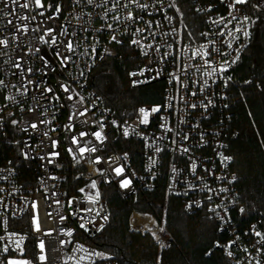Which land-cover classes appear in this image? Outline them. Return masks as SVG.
I'll return each mask as SVG.
<instances>
[{"label": "built area", "instance_id": "2783aa9c", "mask_svg": "<svg viewBox=\"0 0 264 264\" xmlns=\"http://www.w3.org/2000/svg\"><path fill=\"white\" fill-rule=\"evenodd\" d=\"M177 1L174 0L175 5ZM24 2L20 0V3ZM65 2L58 17L49 20L47 18L54 15L55 8L21 9L11 0H0V9L11 13L8 16L0 13V39L9 40L7 48L0 46L3 53L0 55V80L4 81V85H0V264H7L13 257L28 258L33 264H98L105 256L89 240L111 221V209L104 189L113 187L127 202L138 194H144L146 201L150 202L146 194L159 187L164 171L166 192L180 199L187 213L201 212L216 222L224 238L215 247L223 252L229 264H264V242L255 235V232L264 233V221L248 220L244 212L237 210V172L229 149L230 142L238 138L240 132L234 125L227 86L232 69L253 37V16L246 5L230 9V0H192L194 9L204 16L205 24L198 39L184 41L176 22V6L169 7L173 0H163V3L141 0L149 5L147 10L142 11L134 5L128 8L119 6L109 11L107 16L104 15L105 10L111 8L114 0H109L104 7L95 6L102 0H94L93 5L87 4L86 0H81L78 5L73 0ZM123 3L127 0H121ZM256 3L264 10V0H256ZM129 11L142 19L135 22L125 20ZM230 11L236 19L227 28L213 23L220 17L231 19ZM40 12L44 15H39ZM20 15L36 16V19L21 21ZM113 16L120 17V20H114ZM244 16L250 20L241 23ZM9 20L13 23L9 24ZM24 23L29 25V29L39 27L40 31L16 33L13 24L19 26ZM108 24L112 25L111 29ZM59 26L67 28L68 35L64 37L58 31L54 32L57 44L72 40L76 49L74 53H66L72 56V62L64 69L55 56L56 46L49 48L38 40L47 27ZM237 27L247 31L249 36L237 32ZM138 28L143 31L137 33ZM229 31L232 36L228 35ZM13 35L18 38L12 39ZM113 35L119 43L111 40ZM133 39L152 47L142 49L140 45L131 43ZM125 43L133 47L139 58V64L128 72L129 86L139 88L161 83L163 94L159 103H144L133 116L123 118L102 101L91 79L98 62L105 57L118 56L119 47ZM202 45H207L206 51L210 55L194 57ZM30 47H39L40 53L28 54ZM40 55H45L55 66V72L43 68ZM21 57L20 62L25 69L23 77L18 69L6 63L9 59L15 62ZM205 59L208 64H205ZM221 65L227 70L219 71ZM28 67L33 69L31 73L26 71ZM213 68L217 69L214 73ZM142 71L143 75H140ZM27 79L39 82L40 87L27 85L28 92L22 94L21 84L22 81L26 84ZM60 83L69 85L70 92H64L59 87ZM47 87L53 92H45ZM69 95L73 96L72 100L67 99ZM10 96L15 100H9ZM55 96H59V100ZM33 97H39V102ZM81 97L82 103H77ZM33 106L36 111L30 112L29 108ZM154 107L160 110L150 112L147 124L140 123V109L151 110ZM85 108L90 109L87 114L78 115ZM73 112L77 115L70 120ZM37 115L50 122L32 129L29 121L35 122ZM12 120L17 121L14 127L20 137L21 156L31 164L36 175L33 183L22 182L20 169L14 159L6 155L10 140L8 126ZM69 124L71 128L67 127ZM101 124L103 143L92 135L100 131ZM162 124L172 131H165ZM125 128L128 129L127 136L124 135ZM44 132L48 135L44 136ZM81 132L87 135L81 137ZM185 135L188 137L186 140ZM71 137H76L79 143L72 144ZM53 140L57 141L55 148L51 146ZM84 146H95L98 150L81 156L79 148ZM157 147L162 150L157 152ZM184 148L189 151L183 152ZM51 152L59 153L54 163H48ZM41 156L45 159H40ZM221 156L231 157V160L222 161ZM97 157L100 158L99 163H93ZM193 162L197 165L194 173L191 170ZM116 168H122L123 172L117 175ZM125 179L131 182L127 187H121ZM93 181L96 182L95 188L90 187ZM97 192L99 198L95 202L88 199L89 196L95 198ZM34 215H38L39 232L33 224ZM129 221L133 231L153 234L160 248L174 242L166 224L160 223L161 217L155 209L152 212L133 209ZM82 223L84 228L80 226ZM69 231L71 236L66 234ZM21 237L24 239L18 248L16 242ZM41 240L47 256L43 262L38 259ZM5 248L8 250L4 251ZM101 264L121 263L104 260Z\"/></svg>", "mask_w": 264, "mask_h": 264}, {"label": "trees", "instance_id": "16d2710c", "mask_svg": "<svg viewBox=\"0 0 264 264\" xmlns=\"http://www.w3.org/2000/svg\"><path fill=\"white\" fill-rule=\"evenodd\" d=\"M45 4H65V0H43ZM253 16V37L239 62L232 69L227 86V97L234 113V125L239 136L230 142L237 172L239 202L248 220L264 221V10L256 0L244 4ZM178 28L184 41L199 38L205 19L193 7L192 0H178L175 5ZM179 9V12L176 9ZM191 33V37L188 35ZM139 64L133 47L125 43L116 57H105L93 68L91 83L102 101L118 116L131 117L144 103H159L163 85L154 83L131 88L128 72ZM10 140L6 155L14 159L24 184L33 183L35 173L31 164L21 156L20 137L13 124L8 126ZM133 155V153H132ZM29 178V180H28ZM166 171L159 187L125 201L113 187L104 189L111 209V221L89 242L96 245L105 259L121 264H229L215 244L223 240L216 222L207 215L187 213L180 199L166 192ZM133 209L152 212L164 218L174 242L159 250L148 234H140L130 226Z\"/></svg>", "mask_w": 264, "mask_h": 264}, {"label": "snow or ice", "instance_id": "6c2138e0", "mask_svg": "<svg viewBox=\"0 0 264 264\" xmlns=\"http://www.w3.org/2000/svg\"><path fill=\"white\" fill-rule=\"evenodd\" d=\"M74 4L78 5L81 3V0H73ZM109 2V0H102V3L100 5H95L96 7H104L107 3ZM160 3H163V0H159ZM11 3L13 5H18L19 8L21 9H30V7H36V8H48V9H51L53 6L51 4H48V5H45V3L43 2V0H25L24 3H20V0H11ZM86 3L89 4V5H93L94 4V0H86ZM249 3V0H230V3H229V8L230 9H236V6L237 5H244V4H247ZM129 5H134L136 8L140 9V10H147L149 5L146 4V3H142L141 0H127V3H123L121 4V0H114V2H112V6L111 8H106L105 10V13L104 15L107 16V13L109 11H112L114 9H116L117 7L119 6H123L125 8H128ZM169 7H175V3H174V0L172 3L169 4ZM61 5L60 4H57L55 5V11H54V15L53 16H49L47 19L49 20H52V19H55L58 17L59 13L61 12ZM210 10V9H209ZM177 12H179V9L177 8L176 9ZM0 13H3L4 16H8L10 15L11 13H8V12H3L2 9H0ZM39 15L43 16L44 15V12H40L38 13ZM229 16L231 17V19H228L227 17H220L219 19L217 20H214L213 23L215 24H223L225 28L228 27V24H230L232 22V20H235L236 17L232 15V12L230 11L229 12ZM114 20H117L119 21L120 20V17L118 16H113L112 17ZM19 19L21 21H30V20H35L36 19V16H27V15H20L19 16ZM125 20L127 21H130V22H135L137 19H142V17H137L136 15H134L132 13V11H129L127 16L124 18ZM170 19V18H169ZM250 20V17L248 16H244L241 23H246ZM254 23V21H252ZM9 24H12L13 22L11 20L8 21ZM43 23V22H41ZM107 27L109 29H111L112 25L111 24H108ZM148 27L150 28L151 27V23L149 22L148 23ZM13 28L15 29V32L16 33H22V34H27L29 30H31L32 32H39L40 31V28L39 27H34V28H31L29 29V25L27 23H24L22 25H15L13 24ZM58 31V34L60 36H64L66 37L68 35V31H67V28H64L63 26H59V28H53V27H47L44 32H43V35H40L38 37V40L41 44H46L49 46V48H51L52 46H56V51H55V56L57 58V60L59 61V65L61 67V69H64V68H67L70 64V62H72V56L71 55H68L66 53H74L76 51V49L74 48L73 46V42L72 40H66V41H61L60 44H57V37L56 35H53L54 32H57ZM143 31V29H137L136 32L139 33ZM236 31L237 32H243V35L245 37H248L249 36V33L247 31H244L242 28L240 27H237L236 28ZM224 33H221V35H223ZM72 35H75V32L72 33ZM152 35H155V33H152ZM190 37H191V33L188 34ZM201 35H204V36H207L208 34L207 33H202ZM228 35L229 36H232V32L229 31L228 32ZM46 37H48L46 39ZM18 37H16L15 35H13L12 39H17ZM34 39H36L37 37H33ZM235 39V37H233ZM111 40L113 41H116L117 43H119L120 41L117 40L116 36L113 35L111 37ZM131 43L133 44H136V45H140L141 48H151L152 45L149 44V45H143L141 43V41L139 40H136V39H133L131 41ZM8 44H9V40L8 38H3V39H0V46H3L4 48H7L8 47ZM231 43L228 44V47L231 48ZM207 49V45H202L201 46V50H198L196 53L193 54V56L195 57L196 55H200L202 58L203 57H207L210 55V53L208 51H206ZM157 51L159 50V48L156 49ZM93 52H95V48L92 49ZM107 51V50H106ZM38 54L40 53V48L39 47H35V48H32L30 47L29 48V53L28 54ZM87 53V49H85V54ZM145 55H147V52L145 51L144 52ZM0 55H3L2 52H0ZM40 60L42 62V65H43V68H48L49 71H52V72H55L56 71V68L54 65H51L50 64V61L46 58L45 55H40ZM23 59V57H21L20 59H17L15 62L11 61V59H9L8 61H6V63H10L11 66L15 69H18L19 70V74L21 75V77L24 76L25 74V69L24 67H22V64L20 62V60ZM234 62V61H233ZM25 64H27L28 62L25 61L24 62ZM205 64H208V61L205 59ZM43 68L41 69V71L43 72ZM227 68L226 66L224 65H221L220 68H219V71H226ZM26 71L28 73H31L33 71V69L31 67H28L26 69ZM213 73L217 71L216 68H213L212 69ZM16 73H13V75H15ZM45 75L47 73H44ZM81 75H83V70H81L80 72ZM140 75H143V71L141 73H139ZM132 75H137V73H132ZM174 79H178L177 77L173 76ZM134 83H140V81H134ZM32 84H36V87L39 88L40 87V83L39 82H36V81H33L31 79H27V83L24 84V82L22 81V84H21V87L23 88V93L22 94H26L28 92V87L27 85H32ZM0 85H4V81L3 80H0ZM59 87L64 91V92H70V86L67 85V84H64V83H60ZM19 91V89H18ZM45 92H48V93H51L53 92V89L50 88V87H47L44 89ZM195 94V93H193ZM56 100H59V96H55L54 97ZM9 100H15V97H8ZM34 100L37 101V103L39 102V97H33ZM68 100H72L73 99V96L72 95H69L67 97ZM83 101V98L81 97V99L79 101H77V103H82ZM209 103H211V101H209ZM192 107H196V105H192ZM90 109L88 108H85L83 111H80L78 113V115L80 116H84L87 114V112L89 111ZM160 109L158 107H154L152 108L151 110H146V109H143L141 108L140 109V113L142 115V119L140 120V123L142 124H147L148 123V117L150 115V112L151 113H155V112H158ZM23 111V109H22ZM29 111L30 112H35L36 111V107L33 106V107H30L29 108ZM11 115V113L9 114ZM77 115V113L73 112V114L69 117V119L71 120L73 118V116ZM50 121H45V120H41L40 119V116L37 115L35 117V122L33 121H29V124H30V127L32 129H38V124H43V123H49ZM0 123H2V118H0ZM113 123H115V121H113ZM12 124L13 125H16L17 124V121L16 120H12ZM68 128H71L72 125L69 124L67 126ZM162 128L165 129V131H172L171 128H168L166 127L165 124H162L161 125ZM24 131H27V128L24 129ZM103 133V124L100 125V131H96L94 133H92V135L96 138L97 141H100L101 143H103L104 141V136L102 135ZM129 133H128V129L125 128L124 129V135L127 136ZM44 136H47L48 133L47 132H44L43 133ZM81 137L87 135V133H84V132H81L79 134ZM184 139H188L187 135L184 136ZM175 141H173L174 143ZM71 143L72 144H78L79 141L76 137H71ZM89 143H91V141H89ZM57 145V141L53 140L51 141V146L53 148H55ZM98 149L93 146L91 148L87 147V146H84V147H80L79 148V153L81 154V156L85 153V152H92V153H95ZM162 149H160L159 147L156 148V151L159 152L161 151ZM68 151L71 153L72 152V149L69 148ZM189 149L187 148H184L183 149V152H188ZM26 155V154H25ZM50 157L48 159V163H54V158L59 156V153L58 152H51L50 154ZM40 159H45L44 156H41ZM73 159H76V156L73 155ZM99 160L100 158L97 157L95 161H92L93 163H99ZM221 160L222 161H229L231 160V157H225V156H221ZM77 163H79L80 161L77 160L76 161ZM153 163H155V161L153 160ZM197 165L195 162H193L191 164V170L193 171V173L195 172V169H196ZM117 175H120L122 172H123V169L122 168H116L115 169ZM173 171L175 172V168H173ZM233 179H235V177H233ZM130 180L128 179H125L121 182V187H127L129 184H130ZM91 188H95L96 187V182L93 181L91 186ZM81 192H83L84 190L81 189L80 190ZM99 198V193L97 192L96 193V196L95 198L89 196L88 199L89 200H93V202H95V200H97ZM209 199H211V197H209ZM57 203H59L57 201ZM69 204H71V201H69ZM33 207L35 208L36 205L34 204ZM189 207H191V205H189ZM90 211V210H88ZM241 213L244 212V209L241 208L240 209ZM98 214V213H97ZM50 215V214H49ZM61 219H64V217H61ZM104 219L106 220L107 219V216L104 217ZM33 224L35 226V230L36 231H40V224H39V219H38V215H34L33 216ZM81 228H84L85 225L82 223L81 225ZM101 228L103 227L102 225L100 226ZM99 230V229H98ZM161 231H163V229H161ZM67 235L71 236V232L69 231L68 233H66ZM255 235L257 237H260V241L261 242H264V233H260V232H255ZM24 238L21 237L20 240H18L16 243H17V247L19 248L20 247V242L23 240ZM234 243V242H233ZM39 249H40V255L38 257V259L43 262V261H46L47 260V256L44 254V251H45V244H44V241L41 240L39 242V245H38ZM228 247H231V244L228 246ZM8 249L5 248L4 251H7ZM229 255H231L232 253L229 252L228 253ZM96 255H102L101 253H96ZM7 264H31V262L27 261V260H18V259H9Z\"/></svg>", "mask_w": 264, "mask_h": 264}, {"label": "rangeland", "instance_id": "374dc122", "mask_svg": "<svg viewBox=\"0 0 264 264\" xmlns=\"http://www.w3.org/2000/svg\"><path fill=\"white\" fill-rule=\"evenodd\" d=\"M161 217V216H160ZM160 223L161 224H163V223H165V220H164V218H162L161 217V221H160ZM166 224V223H165ZM166 227H167V225H166ZM168 228V227H167ZM169 230V229H168ZM170 231V230H169ZM171 233V232H170ZM148 235H150L151 237H152V239H153V242L156 244V242H155V236L153 235V234H148ZM172 235V234H171ZM173 236V235H172ZM175 241V240H174ZM173 243V242H172ZM157 245V244H156ZM157 247H158V249L159 250H162V249H165V248H160L158 245H157ZM169 247V246H168ZM168 247H166V248H168ZM10 259H18V260H27V261H29V262H31L28 258H25V257H13V258H10ZM31 264H33L32 262H31Z\"/></svg>", "mask_w": 264, "mask_h": 264}]
</instances>
